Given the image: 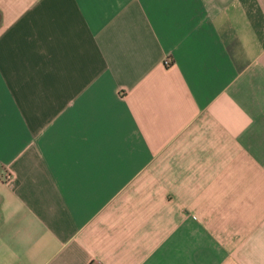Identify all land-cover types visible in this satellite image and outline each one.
Here are the masks:
<instances>
[{
	"label": "crops",
	"instance_id": "obj_1",
	"mask_svg": "<svg viewBox=\"0 0 264 264\" xmlns=\"http://www.w3.org/2000/svg\"><path fill=\"white\" fill-rule=\"evenodd\" d=\"M0 264H264V0H0Z\"/></svg>",
	"mask_w": 264,
	"mask_h": 264
},
{
	"label": "built area",
	"instance_id": "obj_2",
	"mask_svg": "<svg viewBox=\"0 0 264 264\" xmlns=\"http://www.w3.org/2000/svg\"><path fill=\"white\" fill-rule=\"evenodd\" d=\"M168 61H169V59H168V58H166V59H165V62H168Z\"/></svg>",
	"mask_w": 264,
	"mask_h": 264
}]
</instances>
